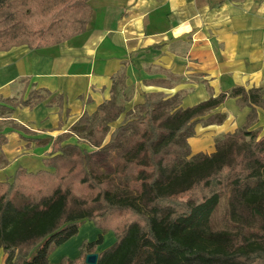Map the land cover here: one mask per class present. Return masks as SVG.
<instances>
[{
  "label": "trees",
  "instance_id": "16d2710c",
  "mask_svg": "<svg viewBox=\"0 0 264 264\" xmlns=\"http://www.w3.org/2000/svg\"><path fill=\"white\" fill-rule=\"evenodd\" d=\"M91 16L90 0H0V51L58 44L84 32ZM21 81L20 97H0V167L7 127L43 142L11 117L16 107L47 99L63 106L62 94ZM124 84L123 75L114 77L111 96L54 139L45 168L19 166L0 181L6 264H88L86 254L108 230L116 240L97 264H264V134L250 129L264 109L262 89L237 86L189 107L180 94L145 93L126 111L118 97ZM227 95L251 107L245 124L217 139L214 151L192 154L196 124L223 122L225 113L214 109ZM86 219L102 230L98 237L83 240L78 256L51 261Z\"/></svg>",
  "mask_w": 264,
  "mask_h": 264
},
{
  "label": "crops",
  "instance_id": "0c3cea01",
  "mask_svg": "<svg viewBox=\"0 0 264 264\" xmlns=\"http://www.w3.org/2000/svg\"><path fill=\"white\" fill-rule=\"evenodd\" d=\"M92 16L87 29L58 44L0 51V97L23 94L22 77L32 85L63 95V106L48 103L33 108L18 106L11 117L36 131L43 139L29 142L6 128L3 144L7 162L0 181L10 179L19 166L30 171L45 168L54 139L79 116L94 113L111 96L114 77L124 76L118 93L126 111L145 100L181 95V106L218 96L233 87L261 88L264 97V0H90ZM24 93V95H26ZM238 96L227 95L214 111L225 113L221 123L195 126L189 138L192 154L215 150L216 140L245 124L249 105L239 106ZM250 129L264 134V109ZM125 118V112L115 126ZM114 123V122H113ZM113 128V127H112ZM101 232L84 220L76 235L56 247L53 262L65 255L76 257L79 245ZM116 240L110 230L97 252ZM7 254L0 247V264Z\"/></svg>",
  "mask_w": 264,
  "mask_h": 264
},
{
  "label": "rangeland",
  "instance_id": "374dc122",
  "mask_svg": "<svg viewBox=\"0 0 264 264\" xmlns=\"http://www.w3.org/2000/svg\"><path fill=\"white\" fill-rule=\"evenodd\" d=\"M22 46L26 47L25 45H18V46H12L10 49H12V48H14V47H22ZM123 120H124V119H123ZM123 120L120 122V124L123 122ZM115 121L117 122L118 119L115 120ZM115 121H113L114 123H113V122L110 123V125H111V131L114 130V129L119 125V124H118L117 126H115V123H116ZM112 127H113V128H112ZM262 135H263V134H262ZM259 136H261V135L259 134ZM79 142H80L81 145H83V146L85 145V143H84L83 141L80 140ZM190 145H191V144H190ZM200 152H203V151H200ZM206 153H210V152H206ZM225 174H226V173H225ZM93 223H94V222H93ZM99 230H100V232H102V230H101L100 228H99ZM108 231H109V230H108ZM108 231H106L105 233H107ZM105 233H104V234H105ZM97 236H98V235H97ZM82 242H83V241H82ZM82 242H81V243H82ZM81 243H80V245H81ZM102 243H103V242H102ZM102 243H101V244H102ZM80 245H79V251H80ZM99 245H100V244H99ZM106 246L109 247L110 245L107 243ZM107 247H106V248H107ZM65 256H67V255H65ZM69 257H71V256H69ZM85 257H86V256H85ZM62 258H63V257H62ZM71 258H74V257H71ZM60 260H61V259H60ZM60 260H59V261H60Z\"/></svg>",
  "mask_w": 264,
  "mask_h": 264
},
{
  "label": "water",
  "instance_id": "95a60500",
  "mask_svg": "<svg viewBox=\"0 0 264 264\" xmlns=\"http://www.w3.org/2000/svg\"><path fill=\"white\" fill-rule=\"evenodd\" d=\"M99 258V252L93 251L86 254L85 261L88 264H97Z\"/></svg>",
  "mask_w": 264,
  "mask_h": 264
}]
</instances>
